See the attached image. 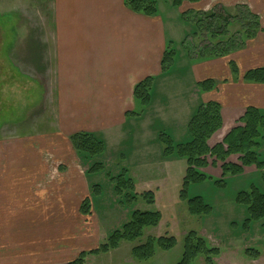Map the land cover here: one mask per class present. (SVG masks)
I'll return each instance as SVG.
<instances>
[{
  "label": "crops",
  "instance_id": "0c3cea01",
  "mask_svg": "<svg viewBox=\"0 0 264 264\" xmlns=\"http://www.w3.org/2000/svg\"><path fill=\"white\" fill-rule=\"evenodd\" d=\"M238 3L259 16L262 30L228 55L189 66L195 108L208 100L221 105L222 126L210 145L222 140L247 106L264 110V83L242 78L246 70L264 66V0H186L177 8L207 11L215 4L230 8ZM54 16L55 33L30 34L12 53L13 58L31 55L34 72L45 73L50 65L45 52L53 41L56 99L49 118L55 126L51 132L36 131L37 120H48L49 102L43 101L37 110L34 105L32 122L19 132L0 130V264H66L100 244L93 182L86 166L76 164L70 135L87 131L105 140L135 110V84L148 76L155 77V84L170 71L161 72V58L167 42L175 41L168 37L159 9L147 16L131 11L124 0H54ZM230 60L238 67L237 76ZM13 67L28 78L21 65ZM205 78L215 79L216 86L194 92L196 82ZM42 153L62 164H48ZM233 156L228 159L235 162ZM87 197L91 207L83 214L81 203ZM117 249L89 254L84 264L94 259L101 264L104 257L111 264Z\"/></svg>",
  "mask_w": 264,
  "mask_h": 264
},
{
  "label": "rangeland",
  "instance_id": "374dc122",
  "mask_svg": "<svg viewBox=\"0 0 264 264\" xmlns=\"http://www.w3.org/2000/svg\"><path fill=\"white\" fill-rule=\"evenodd\" d=\"M157 5L164 17L167 35L175 41V63L168 76L155 82L150 104L145 107L135 101L134 111L138 114L128 116L122 126L111 129L104 140L103 153L92 159V162L104 164L102 171L89 174L90 182L101 186V191L94 195L101 227L100 243L120 228L133 210L159 211L158 225L144 228L143 236L133 242L122 241L111 255V264H176L182 257L185 235L191 230L202 236L208 246L218 248L215 264H264V216L247 225L246 206L236 201L240 191H249L253 187L264 193L261 170L254 166L245 167L243 173L226 175L224 182H217L221 178L220 162L212 165L214 159L209 158L210 164L204 171L212 176L211 179L189 183L186 187L187 197H202L210 205L209 211L191 214L186 200L180 196L185 158L175 154L164 156V144L159 137L163 132L177 142L186 138L187 124L191 111L196 109L197 96L193 94L189 66L192 62H200L202 59L197 58V52L204 46H211L216 39L205 29V24H197L200 16L196 12L182 16L187 8L178 10L171 5V0H157ZM238 27L234 23L230 32H236ZM56 31L54 0H0V130L19 132L32 122L30 113L34 105L38 106L37 110L43 101L50 104L45 107L48 120H37L36 131L51 132L50 128H54V120L49 118L56 99L53 41L45 52L50 64L45 73L34 72L31 55L20 53L13 58L12 53L28 35ZM13 64L29 71L28 78L20 76ZM197 90L196 87L194 92ZM258 151L264 162V138L260 140ZM41 157L48 164H62L53 154L42 153ZM78 159L76 164L86 166L79 155ZM233 159L237 161V156ZM123 169L132 178L134 188L116 194L114 182L109 178ZM146 190L154 192L153 203H147L139 195ZM129 191L136 193L137 197L129 198ZM162 235L174 236L175 245L162 249L155 244L154 254L145 261H137L131 256L134 245L144 242L148 236L157 238ZM104 258L101 264H108V258ZM94 260L89 264H99V260ZM192 264H205L204 256L198 255Z\"/></svg>",
  "mask_w": 264,
  "mask_h": 264
},
{
  "label": "trees",
  "instance_id": "16d2710c",
  "mask_svg": "<svg viewBox=\"0 0 264 264\" xmlns=\"http://www.w3.org/2000/svg\"><path fill=\"white\" fill-rule=\"evenodd\" d=\"M186 0H171V5L178 8ZM189 2H199L200 0H187ZM124 4L131 11L155 16L158 14L156 0H124ZM199 14L196 21L199 26L205 24L212 38L216 41L211 46H204L197 52L199 59L216 58L228 55L241 48L248 39H251L262 30L259 16L243 3L235 4L228 8L221 4H215L207 11L187 9L182 16L188 13ZM186 13V14H185ZM238 24L236 32H230V27ZM176 50L173 41H168L161 58V72L166 73L174 64ZM231 72L238 75V67L232 60L229 61ZM246 82L264 83V66L254 67L246 70L242 76ZM154 76H148L135 84L133 95L139 105L147 107L151 102V90L154 85ZM199 91H210L216 86V80L205 78L196 82ZM138 114L135 111L126 113V116ZM222 126L221 105L218 101L208 100L200 102L190 115L187 124L186 138L181 141H174L166 133L161 132L160 141L164 144V156L175 154L185 158L186 170L183 178L180 196L186 200L188 211L191 214L206 213L210 205L204 202L202 197H187L186 187L189 183L202 182L211 179L205 168L209 166V158H213L212 165L216 161L220 162L221 178L217 182H224L226 175H238L243 173L245 167L254 166L262 171L264 180V162L259 158L258 148L260 140L264 138V110L255 106H247L244 114L238 119L236 124L228 130L221 141L214 145H209L211 136ZM73 148L87 163L88 174H94L104 169V164L92 162L94 156L103 153L105 143L102 137L96 133L87 131H77L70 135ZM232 155L237 156V161H230ZM89 162L91 164H89ZM114 182V192L120 194L123 190H132L134 183L126 169H123L116 176H111ZM101 186L92 184L91 192L98 194ZM147 203H153L155 195L152 190H146L139 194ZM127 196L135 199L137 194L129 191ZM236 201L244 204L247 209L248 225L251 220L264 216V193L256 187L249 191H240ZM91 203L89 198H85L81 203V211L88 214ZM159 211L133 210L129 219L118 229L107 235L106 239L96 248L82 251L71 262L66 264H84L87 255L105 254L119 247L122 241L133 242L143 236L144 228L157 226L160 222ZM176 243L174 236L162 235L159 237L148 236L144 242L134 245L131 248V256L137 261H145L154 254V245L157 244L162 249H169ZM204 256L205 264H215L214 257L218 256L219 250L216 247L208 246L206 240L197 232L191 230L185 235L184 247L181 259L176 264H192L198 255Z\"/></svg>",
  "mask_w": 264,
  "mask_h": 264
}]
</instances>
